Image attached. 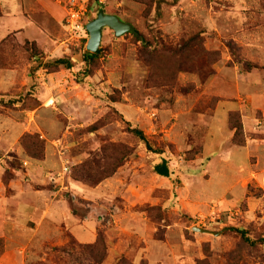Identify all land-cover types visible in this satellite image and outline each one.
<instances>
[{"label":"rangeland","instance_id":"obj_1","mask_svg":"<svg viewBox=\"0 0 264 264\" xmlns=\"http://www.w3.org/2000/svg\"><path fill=\"white\" fill-rule=\"evenodd\" d=\"M83 3L88 5L87 19L90 22L97 17L99 6H102L108 14H118L123 21L132 24L152 42L151 52H163V46L180 50L183 41L200 34L203 46L208 51L219 52L221 61L214 65L215 74L208 81L204 82V78L197 74L180 73L173 87L153 88L152 59L143 50V43L136 42L131 34L117 37L111 29H105L95 75L102 71L100 80L104 81L111 73L115 88L106 93L93 122L83 128L78 125L72 128L75 145L70 152L71 157L83 156L81 163L73 167L92 161L101 167L107 163L111 169L114 164L106 159L103 148L110 150V145L119 144L131 149L126 163L107 179H112L124 168L121 178L127 180L126 186H122L116 197L111 195L103 214L97 218L101 225L98 234L104 237L105 250L100 248L99 253L92 252L87 247L89 244H80L69 236L70 241L65 246L35 251L37 259L27 264H264V247L244 244L240 235L231 229H244L253 240L264 238V148L259 150L260 166H257L258 159L254 155L252 166L239 172L244 175V180L234 185L222 201L220 195L236 182L238 171H235L239 167L237 163L229 167L219 163L224 159H215L217 154L231 155L222 122L217 129L216 141L219 143L214 149L208 148L205 157L203 139L199 136L190 134L184 137L178 132L170 139H164L162 134L152 136V111L156 107L159 109L163 102L152 101V92L155 91L168 96L165 99L167 108H174L178 97L194 99L192 112L182 110L178 125L199 114L214 115L221 101L232 102L222 103L216 113L218 118L238 108L239 104L247 108V92L251 86L244 78L252 74V88H258L260 78L264 76V0H181L174 6L163 5L159 15L153 9L147 16V7L135 0L120 3L102 0V4L96 2L93 7L92 3ZM86 36L73 40L72 50L84 53L87 45L83 49V44L85 41L88 44L89 40ZM33 59V56L28 57L31 63ZM82 59L84 61V57ZM81 71L77 74L78 81L84 79ZM26 91L18 93L21 95L15 93L21 100L27 99L25 109L28 97H31ZM239 92L243 97L241 100ZM252 95L251 107L255 114L256 108L264 109V93L258 88L253 89ZM3 103H0L2 111ZM116 103L134 105L135 116L139 119L137 127L111 106ZM236 112L242 117L240 111ZM262 114L259 111L255 116L258 118ZM91 128L94 131H90ZM131 128L144 132L151 142V150L130 132ZM252 136L253 139L261 137ZM186 144L190 147H185ZM230 145L234 146L231 141ZM199 157H204L203 165L213 158L216 161L212 166H201L196 161ZM162 160L171 169L169 188L152 178L155 164ZM71 169L67 174L76 182L70 176ZM9 173L8 169L4 183L10 178ZM132 186L142 188V196L132 195ZM70 201L81 213L88 206L79 198ZM195 226L218 235L195 233L192 231ZM142 228L147 230L149 237L140 232ZM115 246L117 250L113 249Z\"/></svg>","mask_w":264,"mask_h":264},{"label":"crops","instance_id":"obj_2","mask_svg":"<svg viewBox=\"0 0 264 264\" xmlns=\"http://www.w3.org/2000/svg\"><path fill=\"white\" fill-rule=\"evenodd\" d=\"M79 1L92 3V7L96 2L102 4V0ZM0 5V44L11 36L14 45L18 47V50L10 49L8 53L2 54V63L8 67L0 69V103L18 100L20 97L17 95H21L18 93L23 90H28L26 93L31 94L26 109L12 111L2 108L4 113H0V239L4 241L0 264H27L37 259L35 251L65 246L70 241L69 236L80 244L93 243L101 227L98 216L103 214L111 195L116 197L122 186H126L127 180L121 178L122 168L112 179L91 189L72 181L66 172V169H71L83 159L82 155H70L75 145L72 142V128L76 125L83 128L85 124L93 122L106 93L115 86L111 73L107 80H100L102 71L93 78L77 80V74L84 66V53L72 51L74 41L67 31V13L62 0H0ZM89 22L87 19L86 25ZM86 35L88 39V32ZM27 43L36 44L40 51V56H35L33 63L28 60L29 53L23 50ZM64 57L71 58L75 65L73 70L62 69L56 73H48L41 66L42 63ZM251 75L244 78L246 84L251 86L247 92V108L239 104L238 108L229 110L218 118L216 113L222 103L232 102L221 101L214 115L199 114L193 120L184 119L181 125L177 123L180 113L182 110L192 112L194 99L190 96L178 97L175 107L167 108L165 99L168 96L160 91L152 92V101L157 104L163 101L159 108L161 111L157 107L152 111L155 115H152V136L162 134L164 139L176 137L179 133L184 137L190 134L199 136L203 139L205 157L206 150L214 149L219 143L216 141L217 129L222 122L229 138L227 150L231 155L224 157L217 154L215 159H224L219 163H225L229 167L235 163L239 166L235 171H238V179L223 190L220 195L222 201L234 189V185L244 180V175L239 172L246 166H252L254 155L258 159L257 166L261 163L259 150L264 148V109H255L256 113H263L257 118L251 106L253 89L259 88L264 93V76L260 78L259 87L252 88ZM238 96L240 100L243 99L240 92ZM111 106L137 127L139 119L135 116L134 105L116 103ZM231 111L242 113L247 137L244 147L230 145L232 132L228 127V120ZM36 133L46 142V156L42 161L28 157L21 146L24 135ZM253 134L260 135L261 139H253ZM172 142L176 144L175 141ZM185 147L190 146L186 144ZM204 157L196 160L201 166H212L216 161L214 158L209 161L206 159L207 162L203 165ZM160 166L168 169V177L157 172L156 168ZM8 169L10 178L4 183ZM170 171L165 160L159 161L155 164L152 178L169 188ZM55 176L56 180L52 181ZM130 189L132 195L142 196V188L132 186ZM78 198L88 203L83 213L78 212L79 209L74 208L73 201H70ZM140 232L149 237L147 230L142 228ZM129 235H132L131 232ZM113 249L118 248L115 246Z\"/></svg>","mask_w":264,"mask_h":264},{"label":"trees","instance_id":"obj_3","mask_svg":"<svg viewBox=\"0 0 264 264\" xmlns=\"http://www.w3.org/2000/svg\"><path fill=\"white\" fill-rule=\"evenodd\" d=\"M120 3L124 0H109ZM181 0H172L171 3L165 0H135V2L143 4L147 7L145 15L147 16L151 10L155 9L157 15L160 14L163 5L167 4L174 6ZM105 9L100 6V10ZM2 15L1 5H0V16ZM118 15V14H117ZM137 30V29H136ZM138 31V30H137ZM139 32V31H138ZM142 39L133 35V39L138 43H143V50L147 51L149 57L152 59V87L153 88H163V87H173L177 83V77L180 73H191L200 76L204 82L208 81L212 77L214 72V65L221 61V55L219 52L208 51L202 44V36L200 34H194L190 36L187 40L183 41V45L180 50H174L173 48H168L163 46V52L154 51L151 52L152 42L147 40L139 32ZM132 35V34H131ZM12 41V37L9 36L0 44V69L7 68L8 65L2 63L3 53H8V50H16V46ZM87 41L83 44V49L86 48ZM23 50L29 53V57L40 56V51L36 44L27 43ZM76 52L78 50H72ZM102 49L97 53H91L87 49L84 51V69L81 71L80 75L83 78L92 77L95 75V69L98 66L99 60L101 58ZM6 58V57H5ZM42 59V58H41ZM42 63V62H41ZM44 69L48 73H56L65 70H73L74 63L70 57H64L53 62L42 63ZM40 66V67H41ZM78 76V75H77ZM30 95V94H29ZM30 98V97H28ZM27 99L12 100L7 104H4V108L12 109H25V102ZM6 106V107H5ZM0 113L4 111L0 110ZM229 130L232 132L231 142L234 146L244 147L247 143L246 134L244 131V124L241 114L236 111H231L229 113L228 120ZM90 131H94L91 128ZM130 132L140 141L144 142L148 149L151 148V142L144 132L139 128H131ZM21 146L25 153L31 159L42 161L46 156V142L40 136V134H26L21 139ZM110 150L107 147L103 148L104 154L107 156V160H111L114 164L111 169V165L104 163V167L97 165L96 162L87 161L81 165H77L71 169L70 176L76 182H80L90 188L98 187L102 182L111 178L119 169L122 167L131 155V149L126 145H110ZM157 172L164 176H169V171L165 166H160L156 168ZM237 234L240 235L241 240L244 244L251 247H264V238L253 240L248 236V233L244 229H235ZM88 249L92 252L99 253L101 250H105V240L101 234H98L97 240L93 244L87 245ZM101 248V250H100ZM4 253V241L0 239V257ZM102 261V260H101Z\"/></svg>","mask_w":264,"mask_h":264},{"label":"water","instance_id":"obj_4","mask_svg":"<svg viewBox=\"0 0 264 264\" xmlns=\"http://www.w3.org/2000/svg\"><path fill=\"white\" fill-rule=\"evenodd\" d=\"M107 28L111 29L117 37H122L126 34H132L142 39L139 32L132 24L123 21L117 15L108 14L106 10L102 9L99 11L97 17L89 22L86 27V30L89 34V40L87 44V50L89 52L97 53L101 49L104 31ZM192 231L201 234H212L214 236L218 235V233L211 232L200 226L193 227Z\"/></svg>","mask_w":264,"mask_h":264},{"label":"built area","instance_id":"obj_5","mask_svg":"<svg viewBox=\"0 0 264 264\" xmlns=\"http://www.w3.org/2000/svg\"><path fill=\"white\" fill-rule=\"evenodd\" d=\"M62 4L65 7L67 17L66 26L69 37L71 40H80L82 35H86V21L88 16V5L80 2L79 0H62ZM63 154V153H62ZM70 169H66L69 172ZM58 177H61L60 175ZM57 176L52 177V181H55Z\"/></svg>","mask_w":264,"mask_h":264}]
</instances>
